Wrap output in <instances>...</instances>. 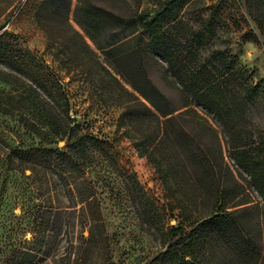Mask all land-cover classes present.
<instances>
[{
  "label": "trees",
  "instance_id": "obj_1",
  "mask_svg": "<svg viewBox=\"0 0 264 264\" xmlns=\"http://www.w3.org/2000/svg\"><path fill=\"white\" fill-rule=\"evenodd\" d=\"M137 1L136 8L120 14L78 0L74 17L84 33L70 23L72 0H44L36 19L46 32L47 46L58 44L73 56L68 63L74 64L78 81L100 87L94 76L98 73L126 93V103L119 105L117 127L141 139L149 149V161L175 203L172 210H180L186 226L172 227L169 235L173 239L190 236L194 264H222L220 255L227 258V264H264V144L251 141L254 133L247 125L249 109L264 96L261 82H254L231 54L216 48L208 30L178 18L190 0H157L151 9H140L141 1ZM259 2L261 11L255 22L264 37V0ZM5 34L6 30L0 34V61L14 72L0 69V81L22 88L27 102L50 128L75 137L69 150H45L40 165L56 169L63 177L86 166L87 152L99 141L76 133L78 125L72 127V102L63 78L52 77L30 51L5 42ZM156 57L166 63L162 67L168 86L180 94L176 105L149 76L148 63L157 61ZM107 63L131 89L119 84ZM192 102L219 120L233 166L226 162L220 133ZM207 137L215 146L212 151L202 144ZM251 187L261 202L244 198L246 188ZM57 225L44 218L34 226L32 238L19 246L11 236L0 264H45L57 243L52 235ZM93 242V236H81L74 252L68 240L64 253L50 261L84 264V252ZM167 254L175 262L187 263L170 250Z\"/></svg>",
  "mask_w": 264,
  "mask_h": 264
},
{
  "label": "rangeland",
  "instance_id": "obj_2",
  "mask_svg": "<svg viewBox=\"0 0 264 264\" xmlns=\"http://www.w3.org/2000/svg\"><path fill=\"white\" fill-rule=\"evenodd\" d=\"M43 1L0 0V34L6 30L5 42L30 51L48 67L52 77L63 78V88L72 102V127L78 125L76 133L96 137L99 145L87 152L86 166L71 170L64 177L54 168L41 166L39 159L45 150H69L75 137L63 136L50 128L27 102L22 88L0 81V262L11 236L19 246L32 238L34 226L46 218L58 223L52 233L57 243L50 259L64 253L66 241L74 244L75 252L81 236H93L94 242L84 252V264H194L196 253L190 236L173 239L169 235L172 227L186 226L180 210H172L175 203L149 161V149L141 139L117 127L119 105L126 103V93L116 82L102 79L98 73L94 76L100 87L78 81L74 64L68 63L73 56L61 51L63 47L58 44L47 46L46 32L36 19ZM128 1L88 0L120 14H128L138 5L137 0ZM140 1V9L157 6V0ZM77 2L72 0L70 23L84 33L75 22ZM260 6L259 0H190L178 18L208 30L213 45L231 54L254 82H261L264 90V37L255 22ZM156 58L148 63L149 76L176 105L180 94L165 81V61ZM107 67L119 84L131 89L111 64L107 63ZM0 69L14 72L2 61ZM261 98L249 109L247 125L254 133L251 141L262 146L264 96ZM192 103L220 133L226 162L233 166L219 120ZM202 144L211 151L215 147L210 137ZM244 198L261 202L253 187L246 188ZM64 223L69 226L65 228ZM168 250L187 263L171 260ZM50 259L45 264H52ZM219 262L228 263L223 255Z\"/></svg>",
  "mask_w": 264,
  "mask_h": 264
}]
</instances>
